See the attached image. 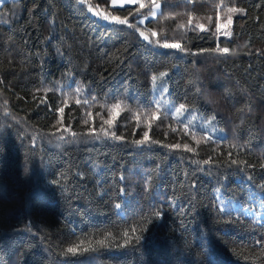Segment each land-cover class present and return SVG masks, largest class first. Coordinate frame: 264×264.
<instances>
[{
  "label": "trees",
  "instance_id": "16d2710c",
  "mask_svg": "<svg viewBox=\"0 0 264 264\" xmlns=\"http://www.w3.org/2000/svg\"><path fill=\"white\" fill-rule=\"evenodd\" d=\"M155 4H0V264H264V0Z\"/></svg>",
  "mask_w": 264,
  "mask_h": 264
},
{
  "label": "snow or ice",
  "instance_id": "6c2138e0",
  "mask_svg": "<svg viewBox=\"0 0 264 264\" xmlns=\"http://www.w3.org/2000/svg\"><path fill=\"white\" fill-rule=\"evenodd\" d=\"M4 2V0H0V4H2ZM133 2H135V0H133ZM153 4L155 5V7H159V5L158 4H155V0H153ZM141 7H143V5H141ZM229 11H237V9H229ZM240 11H242V10H240ZM153 15H154V13H153ZM105 19H107V17H105ZM113 19L115 20V19H117L116 17H113ZM231 22V17H229V23ZM119 23H126V21H123V20H121V21H119ZM141 35H144V33H141ZM145 39H147V37H145ZM164 47H166V48H180L181 46L179 45V44H168V43H165L164 44ZM182 50V49H181ZM216 51H219V52H221V53H228L229 52V49L227 48V47H224V48H218V49H216ZM164 75V73H161V76H163ZM156 79H157V77L156 76H153L152 77V80L155 82L156 81ZM162 90H165L166 91V89H162ZM181 109H183V108H185V105L184 104H180V106H179ZM59 111H63V109H59ZM146 135V134H145ZM139 143V142H138ZM176 147H179V145H176ZM185 147H187V146H185ZM236 161H233V163H235ZM204 163H209V161H204ZM116 207L117 208H120V205L119 204H117L116 205ZM77 249L76 248H69L68 249V252H75Z\"/></svg>",
  "mask_w": 264,
  "mask_h": 264
},
{
  "label": "rangeland",
  "instance_id": "374dc122",
  "mask_svg": "<svg viewBox=\"0 0 264 264\" xmlns=\"http://www.w3.org/2000/svg\"><path fill=\"white\" fill-rule=\"evenodd\" d=\"M5 1H7V0H4V2ZM135 3H139V0H135V2H133V0H111V6L112 7H124V6H127V5H133V4H135ZM159 5V7L157 8V7H155L154 6V15L153 14H151V17H154V16H156L157 14H158V12L160 11V4H158ZM94 13H95V15L96 16H98V14L99 15H102V18L104 19V20H106L105 19V15L104 14H102L100 11H98V12H95L94 11ZM248 215H250V216H254V217H256V218H263L264 217V213H261V212H256V211H254V210H246L245 211Z\"/></svg>",
  "mask_w": 264,
  "mask_h": 264
}]
</instances>
